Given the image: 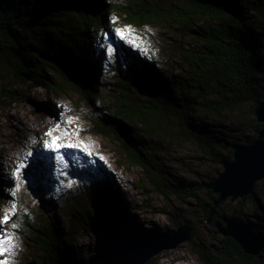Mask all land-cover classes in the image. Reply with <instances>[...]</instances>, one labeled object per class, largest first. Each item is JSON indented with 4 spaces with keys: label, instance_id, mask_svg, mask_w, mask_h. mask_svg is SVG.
Here are the masks:
<instances>
[{
    "label": "trees",
    "instance_id": "16d2710c",
    "mask_svg": "<svg viewBox=\"0 0 264 264\" xmlns=\"http://www.w3.org/2000/svg\"><path fill=\"white\" fill-rule=\"evenodd\" d=\"M177 1L182 6L133 0L124 19L135 28H143L146 22L159 17H180L185 24L192 23L189 29L206 38V45L192 52L195 73L192 77L167 73L157 61L122 44L123 58L116 67L120 79L108 99L100 92V80L106 70L100 43L111 32L110 15L121 5L108 0H0V60L4 59L11 71L5 80L0 68L1 88L5 95L13 97L19 92L15 84L34 82L57 97L74 91L89 105L102 97L98 117L93 121L94 132L108 138L120 133L118 141L126 160L131 166L143 168L156 191L167 194L165 188L171 184L182 200L197 198L207 221L218 232V222H234L264 235V219L253 227L246 226L218 213L221 204L215 206L217 195H212L208 202L198 198L184 183H171L165 170H159L141 149L139 138L129 133V123L151 135H170L176 126L196 143L203 155L220 166L223 160L233 158L234 146L239 143L218 134L216 124L199 118L197 111L217 119L224 112L250 106L254 115L251 128L256 134L252 138L246 136L244 144L254 141L263 127L255 109L264 99V0ZM198 19L207 21L208 29L196 23ZM4 81L12 83L7 86ZM136 89L141 98L133 95ZM100 172L105 173L101 168ZM257 185L254 193L245 198L263 210L262 189ZM202 186L207 188V183ZM102 195L112 225L100 237L99 247L86 253L70 247L56 227L42 230L26 216V224L34 231L32 242L36 251L30 264L89 263L95 254H104L109 241L122 237L134 241L166 232L154 228L144 231L143 237H136L132 234L133 217L124 210L110 185L102 190ZM0 196L4 200L1 192ZM245 198L239 201V211ZM174 223L180 227L178 221ZM195 236L193 227L192 238ZM201 245L197 253L203 264H264V248L257 255L246 253L232 236H224L218 246Z\"/></svg>",
    "mask_w": 264,
    "mask_h": 264
},
{
    "label": "rangeland",
    "instance_id": "374dc122",
    "mask_svg": "<svg viewBox=\"0 0 264 264\" xmlns=\"http://www.w3.org/2000/svg\"><path fill=\"white\" fill-rule=\"evenodd\" d=\"M108 1L121 7L110 15L111 32L100 43L106 67L100 80L103 96L110 99V92L120 79L116 67L123 58L122 44L157 61L167 73L192 77V52L206 45L205 37L189 29L192 23L185 24L180 17H159L146 22L143 28H135L124 19L133 0ZM146 1H163L171 7L183 4L177 0ZM195 22L208 26L202 19ZM0 68L1 76L9 78L11 71L4 59L0 60ZM4 82L7 86L12 83ZM14 87L19 92L11 97L3 93L0 85V192L4 195V200L0 196V264H30L36 255L34 231L26 224L28 215L42 230L56 227L63 240L80 253L98 248L100 237L112 225L102 195L109 185L124 210L132 215V234L136 237L141 238L144 231L154 228L172 234L179 228L174 221L180 226L188 222L196 230L195 237L156 254L149 264H203L197 248L202 243L220 245L224 235L207 221L197 198L182 200L171 184L165 188L167 194L156 191L143 168L131 166L126 160L118 141L120 133L108 138L94 132L93 121L98 117L102 97L89 105L74 91L57 97L34 82ZM137 92L136 89L133 95L139 98ZM196 113L216 124L218 134L233 142L244 144L246 136L252 138L256 134L251 128L254 115L248 105L224 112L217 119L202 111ZM128 130L139 138L141 149L151 162L165 170L171 183H184L208 202L212 195L218 198L202 184L217 178L223 165L217 166L203 155L180 129L174 126L170 135H151L129 123ZM257 187L262 189L263 210L243 197L241 211L238 209L242 198H228L218 213L250 227L260 223L264 219V180Z\"/></svg>",
    "mask_w": 264,
    "mask_h": 264
},
{
    "label": "water",
    "instance_id": "95a60500",
    "mask_svg": "<svg viewBox=\"0 0 264 264\" xmlns=\"http://www.w3.org/2000/svg\"><path fill=\"white\" fill-rule=\"evenodd\" d=\"M255 114L263 127L257 138L249 144H236L232 159L222 161L223 171L207 188L218 194L215 206L228 198L233 200L254 193L255 186L264 180V99L255 109ZM213 207L210 219L214 213ZM224 236H232L249 254L257 255L264 248V235L234 222L224 225L217 223ZM193 227L180 226L174 233L157 232L139 240L129 241L125 237L109 241L105 253L95 254L89 263L84 264H147L156 254L165 249L176 248L181 242L192 238Z\"/></svg>",
    "mask_w": 264,
    "mask_h": 264
},
{
    "label": "bare ground",
    "instance_id": "6f19581e",
    "mask_svg": "<svg viewBox=\"0 0 264 264\" xmlns=\"http://www.w3.org/2000/svg\"><path fill=\"white\" fill-rule=\"evenodd\" d=\"M45 120H47V119H45Z\"/></svg>",
    "mask_w": 264,
    "mask_h": 264
}]
</instances>
